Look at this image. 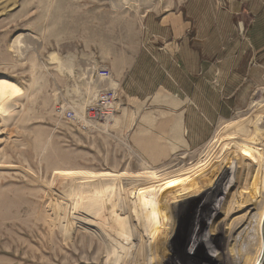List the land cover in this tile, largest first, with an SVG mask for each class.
<instances>
[{
    "label": "rangeland",
    "instance_id": "rangeland-1",
    "mask_svg": "<svg viewBox=\"0 0 264 264\" xmlns=\"http://www.w3.org/2000/svg\"><path fill=\"white\" fill-rule=\"evenodd\" d=\"M154 9L155 0H0V264H230L225 247L242 224L256 233L248 235L264 264V186L254 182L264 174L263 108L251 121L264 92L225 120H190L180 136L160 120L169 111H160L159 92L139 101L118 89V111L84 130L65 115L80 116L92 89L119 88L87 67L111 73L119 60L109 51L159 45L143 26ZM140 75L133 68L131 81ZM236 122L254 123L261 145L233 153L190 194L198 165L215 158L216 140ZM194 132L202 141L187 140ZM172 189L181 190L175 212ZM253 194L261 202L238 209Z\"/></svg>",
    "mask_w": 264,
    "mask_h": 264
},
{
    "label": "crops",
    "instance_id": "crops-1",
    "mask_svg": "<svg viewBox=\"0 0 264 264\" xmlns=\"http://www.w3.org/2000/svg\"><path fill=\"white\" fill-rule=\"evenodd\" d=\"M154 10L143 26L159 45L132 47L131 55L111 50L107 59L113 52L119 60L109 66L121 94L139 101L163 95L160 111L169 114L160 120H171L174 135L190 132V120H225L264 92V0H155ZM135 67L143 77L138 85L131 81ZM255 129L248 131L262 136ZM193 136L187 140L202 141V134Z\"/></svg>",
    "mask_w": 264,
    "mask_h": 264
},
{
    "label": "bare ground",
    "instance_id": "bare-ground-1",
    "mask_svg": "<svg viewBox=\"0 0 264 264\" xmlns=\"http://www.w3.org/2000/svg\"><path fill=\"white\" fill-rule=\"evenodd\" d=\"M51 56L54 57V53H51ZM54 60H57V58L54 57ZM92 72H93V74H96V76L98 75L97 74V70L95 68H93V67L88 68L87 67L86 73L91 75ZM95 86H97V83H95ZM110 87H114V86L110 85ZM96 92L97 91H94L93 89L90 92L91 95H92V99L95 97ZM259 107L264 108V100L258 102L257 108H259ZM238 123L239 122H236V124L233 125V126H235L234 128H239L240 127V124H238ZM260 124H261V126L264 127V120ZM254 128H256L255 129V131H257L256 133L261 134V132L258 130L257 126L255 124H253V125H247L246 127H244L241 130L235 129L234 132L232 131L224 139L222 138V139L216 140L217 143L215 142V146L214 147L218 146L219 147V152H218V154L215 155L214 159H212L214 155H211V156L208 155V157H206V159L204 161H202L198 165V168L196 170L197 176H195V179H194L195 183H196L195 188H197V189H195V191H190V194H192L193 192L197 193L198 191H200L201 187L208 183L205 180H207L208 177L210 175H212L213 173H215V172H218L217 174L222 173V171L225 169L224 164L226 163V161H228V159H230V157L233 155V153H236V154H239V155H244V154H247L249 152V148L248 147H254L256 144H257V146L261 145V142H259V139H258V138L261 137V135H255L252 131H248L249 129L253 130ZM248 132H252L253 134H250ZM213 150H215V149H213ZM216 152H217V150L214 151V153H216ZM206 163H208V167L202 169L204 165H207ZM173 171L170 174L165 175V176L167 178H171V176L177 175L178 172L174 171L175 172L174 173ZM259 177H260L259 179L257 178L258 181H254V182H257V184H259V185L262 184L264 186V174L262 176H259ZM254 182H253V184H254ZM168 186L170 188L173 187L172 183L168 184ZM261 189H262V193L259 192L260 193L259 197H261L264 194V188H261ZM171 191L172 192L170 193L171 194L170 197H167L166 199L170 198V200L168 202L173 207H170L169 209L172 212H175L177 208L174 206V202L175 201H180L178 198H180L179 196L181 194V190L177 189L176 194L173 193V189ZM256 192L258 194V190H256ZM187 195H188V191L185 192L186 198L189 197V196L187 197ZM256 195L253 194L250 199L246 198V200L244 201L245 205L244 206L241 205L242 207H240L238 209L242 210V209H245L248 206H253L252 205V202L254 200L253 197L256 196ZM174 199H175V201H174ZM176 199H178V200H176ZM257 200H259V202H261L260 199H257ZM257 200L255 202H253V203L256 204ZM159 216L162 218L163 216H165V214H163V215L160 214ZM248 230H249V232L251 234H256L255 232H252V229H248ZM249 232L247 231V225L246 224L244 226H243V224L242 225H236V228L231 231L230 240L228 239V242H229L228 246L225 247V248H229V249L233 250V257H231L232 260H230L231 262L229 261L230 264H258L259 258H260V255H261V251H260L261 249H260V247L257 246V244L259 243V240H254L253 241L251 239V237L248 235ZM238 235H241L239 241H238ZM171 239H172V237L169 238L168 240H171ZM163 241H165V238L163 239ZM237 241H238V243H237ZM159 251H160V249H159Z\"/></svg>",
    "mask_w": 264,
    "mask_h": 264
},
{
    "label": "built area",
    "instance_id": "built-area-1",
    "mask_svg": "<svg viewBox=\"0 0 264 264\" xmlns=\"http://www.w3.org/2000/svg\"><path fill=\"white\" fill-rule=\"evenodd\" d=\"M97 76L102 82H108L111 79V73L107 66L96 68ZM95 97L90 98V102L86 105L80 116L72 111L65 113L66 117L72 121L75 120L81 129H86L87 124L96 122L97 120L111 119L118 111L119 107V92L117 87L106 86L101 89H96Z\"/></svg>",
    "mask_w": 264,
    "mask_h": 264
},
{
    "label": "water",
    "instance_id": "water-1",
    "mask_svg": "<svg viewBox=\"0 0 264 264\" xmlns=\"http://www.w3.org/2000/svg\"><path fill=\"white\" fill-rule=\"evenodd\" d=\"M263 110H264V108H263ZM260 111H262V108H259V110L257 111L256 115L251 119L252 122L255 121V120H257L259 118L258 116L260 114ZM232 182H233L232 178L231 177H228V180L224 184V195L227 194V189L232 184Z\"/></svg>",
    "mask_w": 264,
    "mask_h": 264
}]
</instances>
